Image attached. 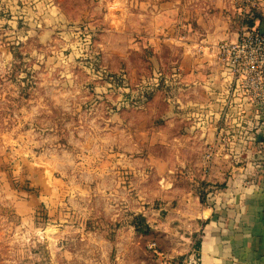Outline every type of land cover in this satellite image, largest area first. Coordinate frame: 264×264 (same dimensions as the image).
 Returning a JSON list of instances; mask_svg holds the SVG:
<instances>
[{"label":"rangeland","instance_id":"rangeland-1","mask_svg":"<svg viewBox=\"0 0 264 264\" xmlns=\"http://www.w3.org/2000/svg\"><path fill=\"white\" fill-rule=\"evenodd\" d=\"M148 1L0 0V264H160L134 216L225 208L222 183L177 171L204 140L149 100L180 50L157 45ZM194 242L166 259L200 264Z\"/></svg>","mask_w":264,"mask_h":264},{"label":"crops","instance_id":"crops-1","mask_svg":"<svg viewBox=\"0 0 264 264\" xmlns=\"http://www.w3.org/2000/svg\"><path fill=\"white\" fill-rule=\"evenodd\" d=\"M151 1L141 2V10L157 16L155 28L163 36L157 45L179 48L180 72L164 76L168 92L161 86L148 99L164 104L157 117L165 126L170 114L188 125L185 137L204 140L195 171L188 163L177 170L185 172L190 188L216 179L227 199L218 212L206 207L185 215L178 210L173 229H166L163 222L156 230L147 220L146 224L165 259L184 254L195 240L200 264H264V115H256L253 106L239 108L237 99L234 104L228 101L230 80L217 59L218 45L235 41L239 31L241 20L233 0ZM153 59L156 64L162 61L156 55ZM177 242L182 247H174ZM156 244L149 243L148 249L155 245L156 250Z\"/></svg>","mask_w":264,"mask_h":264},{"label":"built area","instance_id":"built-area-1","mask_svg":"<svg viewBox=\"0 0 264 264\" xmlns=\"http://www.w3.org/2000/svg\"><path fill=\"white\" fill-rule=\"evenodd\" d=\"M233 4L241 20L237 38L217 47V59L230 80L228 101L234 104L237 99L239 108L253 106L256 115H264V29L260 28L264 26V0H233ZM150 250L160 264H171L155 245ZM190 262L196 264L192 258Z\"/></svg>","mask_w":264,"mask_h":264},{"label":"trees","instance_id":"trees-1","mask_svg":"<svg viewBox=\"0 0 264 264\" xmlns=\"http://www.w3.org/2000/svg\"><path fill=\"white\" fill-rule=\"evenodd\" d=\"M203 200V197H202ZM130 226L134 229V231L137 234L143 235V236H148L151 235V230L146 224L145 218L141 215H136L132 218V221L130 222ZM195 248H199L198 242L196 243Z\"/></svg>","mask_w":264,"mask_h":264}]
</instances>
